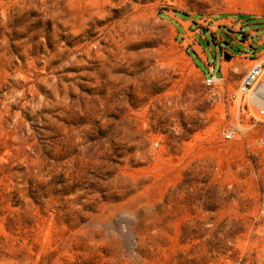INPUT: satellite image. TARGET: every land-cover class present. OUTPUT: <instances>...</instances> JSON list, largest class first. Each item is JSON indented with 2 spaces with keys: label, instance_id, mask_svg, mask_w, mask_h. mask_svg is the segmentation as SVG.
Here are the masks:
<instances>
[{
  "label": "rangeland",
  "instance_id": "obj_1",
  "mask_svg": "<svg viewBox=\"0 0 264 264\" xmlns=\"http://www.w3.org/2000/svg\"><path fill=\"white\" fill-rule=\"evenodd\" d=\"M263 28L264 0H0V264H264V123L221 134Z\"/></svg>",
  "mask_w": 264,
  "mask_h": 264
},
{
  "label": "built area",
  "instance_id": "obj_2",
  "mask_svg": "<svg viewBox=\"0 0 264 264\" xmlns=\"http://www.w3.org/2000/svg\"><path fill=\"white\" fill-rule=\"evenodd\" d=\"M264 73V61L257 59L244 74L237 89L228 95L230 107L227 111L226 121L222 128V139L234 141L241 137L249 139L248 135L257 124L264 123V82L261 77ZM221 78L212 74L206 76L205 84L219 85ZM239 103L235 106V103ZM234 103V105H231ZM255 142L259 148H264V137L259 136ZM264 234V228L260 229ZM230 264H242L241 261Z\"/></svg>",
  "mask_w": 264,
  "mask_h": 264
},
{
  "label": "crops",
  "instance_id": "obj_3",
  "mask_svg": "<svg viewBox=\"0 0 264 264\" xmlns=\"http://www.w3.org/2000/svg\"><path fill=\"white\" fill-rule=\"evenodd\" d=\"M263 29L257 30L255 32V35L251 37L250 39H248V41L250 40L253 43L252 46L247 44L248 41H242L240 40V38H237L235 39V43L233 47H238V48L241 47V52H242L241 54L243 55L244 54L252 55L253 53L251 52V50H255L257 47H261L262 45H264V32L259 33V31ZM248 49L249 51H247ZM261 52L262 53L264 52V47ZM214 58L215 57H211V55L208 52H206L205 57H201V58L198 57V59H196L197 62H201L203 64L204 68L200 67V69L205 74V76H211L212 74L218 76L215 73V71L217 70V68H215V66L217 65V62L211 60Z\"/></svg>",
  "mask_w": 264,
  "mask_h": 264
}]
</instances>
